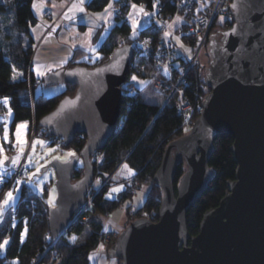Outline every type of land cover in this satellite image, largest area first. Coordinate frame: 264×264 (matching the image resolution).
<instances>
[{
  "label": "water",
  "instance_id": "obj_1",
  "mask_svg": "<svg viewBox=\"0 0 264 264\" xmlns=\"http://www.w3.org/2000/svg\"><path fill=\"white\" fill-rule=\"evenodd\" d=\"M230 9L231 25L210 40V92L200 115L188 133L168 144L155 174L163 192L158 219L137 218L119 233L108 252L120 264H264V0H232ZM134 56L127 43L98 65L64 66L43 78L77 89L62 97L40 125L67 145L75 133L87 136L70 160L51 164L57 174L56 205L48 218L51 239L85 203L95 176L91 156L104 149L116 129L121 86ZM225 133L234 139L236 178L219 205L204 213L198 234L190 236L187 212L209 186L214 142ZM81 160L84 172L75 179ZM181 163L185 172L175 188Z\"/></svg>",
  "mask_w": 264,
  "mask_h": 264
},
{
  "label": "trees",
  "instance_id": "obj_2",
  "mask_svg": "<svg viewBox=\"0 0 264 264\" xmlns=\"http://www.w3.org/2000/svg\"><path fill=\"white\" fill-rule=\"evenodd\" d=\"M117 1L126 3L133 1L135 4L143 5L147 10H154L160 5L164 16L173 11L171 0ZM33 2L34 0H0V98H10L9 104L14 111L13 127L21 121H28L29 135L34 133L35 136L55 141L59 138L50 137L47 129L40 125V120L56 107L62 97L74 94L77 86L67 84L64 92L53 96H46L41 91L38 95H34L33 84L39 79L32 69L35 39L31 27L38 22L33 12ZM109 2L110 0H89L86 7L88 10L99 11ZM154 3L155 7H153ZM231 23L232 16L225 23L216 21L214 27L222 30ZM151 28L152 25H148L141 30V33H147ZM131 32L132 27L127 21L117 22L99 47L101 58L90 63L89 60L82 59L85 51L76 48L66 66L73 67L77 64L95 66L106 61L117 47L132 43L135 37ZM101 33L99 29L94 35V42L100 39ZM177 59H184V56L177 55ZM14 68L23 72V78L12 79ZM157 70L155 59H147L135 53L127 82L129 83L131 75L145 78L154 75ZM202 71V67L194 65L190 73L192 82L189 91L197 104H202L203 98L210 92L206 84V76ZM30 92H33L32 98ZM4 109L5 106L0 102V112H4ZM194 114L196 119L199 113ZM1 130L2 125H0V133ZM185 134L184 115L179 113L175 99L164 89L155 88L153 84L141 85L135 94L122 95L121 115L116 129L101 151L103 157L100 163L97 164L95 158L91 159V162L95 173L100 175L113 172L125 162L133 169L132 180L138 188L140 185L150 184L145 203L135 213L127 208L129 223L140 217H148L154 221L158 219L163 192L154 177L168 144ZM86 140V134L75 133L73 141L68 145L62 143V146L73 148L78 153ZM233 142L232 135L227 133L219 135L214 142V152L210 159L212 179L204 194L187 212L190 236L198 234L204 213L219 205L227 192L228 182L236 178L238 165L231 149ZM83 172L84 166H78L75 179L80 178ZM184 172L185 165L178 164L173 179L175 188ZM112 183L111 179L108 180L105 187L94 194L90 215L72 226L69 236H62L58 240L50 237L48 218L52 205L49 200L36 194L26 197L24 186L15 210L19 223L17 226H12V216L9 214L0 224V243L6 237L9 238L5 254L0 250V264H14V262L44 264L49 262L50 256L52 258V253L55 254L52 264H92L90 262L92 251L105 242L107 237L104 218L134 195L131 183H127L124 192L116 198H110L107 193ZM32 199L35 202H32ZM24 219H27V235L21 242ZM73 236L76 237L75 242L71 239ZM112 244V242L108 244V250Z\"/></svg>",
  "mask_w": 264,
  "mask_h": 264
},
{
  "label": "rangeland",
  "instance_id": "obj_3",
  "mask_svg": "<svg viewBox=\"0 0 264 264\" xmlns=\"http://www.w3.org/2000/svg\"><path fill=\"white\" fill-rule=\"evenodd\" d=\"M210 1L213 7H215L216 4L219 2V0H210ZM109 3L112 4V8L108 9V11L111 13L110 16L108 15V13L104 11L107 6L102 10L94 11V10H88L85 4L83 5L85 9L84 12H80L78 10V7L73 8L74 4L78 6L81 5L80 0H34L32 8L35 16L38 18V22L31 27V32L35 39L34 54L32 58V69L35 73L36 78L39 79V81L33 84V89L35 90L34 95L35 94L38 95L41 91L46 96H53L60 94L66 90L67 84L64 83L47 84L44 82L43 78L47 76L49 73L53 72L55 69L66 66L68 60H70L73 57L76 48L84 47L87 44H88L87 46L91 45L94 35L98 32L99 29H101V32H104V29L105 31H109L112 28V26H114L117 22L122 23L124 21H127L132 27L131 35L134 36L136 40L140 36L151 33L150 30L149 32L142 34L141 30L144 27L148 25H152V27H154V24H157V21L153 14L154 11L147 10L143 5L142 6L144 8V11L147 12L148 15H144V13L139 10V7L141 6L139 4H135L137 5V8L134 9L132 7L133 4H131L130 2L129 3L123 1L116 2V0H110ZM119 6L121 7V11H120L121 13L116 15L115 8ZM46 13L48 14L46 15ZM97 14L100 15L98 16ZM222 17L224 18L223 20L221 19ZM168 21L170 22V19ZM225 21H226L225 16L219 15L218 22L225 23ZM99 22L100 24L103 23L104 27L99 28L97 32L95 30L93 31L92 30L93 26L94 28L99 27L98 26ZM134 22H135V28L133 27ZM81 23H88L89 24L88 26L91 28H89L87 32L81 31L80 30ZM183 23L184 21L181 17H179V19H177L176 17L175 21L171 25V28L168 29L169 35H167V38L171 41L173 47L176 50L177 55L187 56L189 58L191 56H194L197 59L198 63L201 62L202 70H203L202 72H204L209 64V59H210L208 40L209 37H211L212 32L216 31L218 27L213 26L207 39L204 40L203 43L200 40L197 43L196 40H193L192 38L187 37L186 35H184V33H182L181 24ZM101 37L97 41L99 43V46H101V44L103 43ZM177 37L179 38V43L177 42L176 39ZM97 42L94 43L97 44ZM97 60L98 59L94 60V62ZM14 76H15L14 80L21 79L23 78V72L14 68L12 79ZM133 76L137 77L135 74L131 75L130 77L132 78ZM149 77H156L157 80L164 78V76L161 75L159 70H157V72L154 75H151ZM146 78L147 77L145 78L137 77V80L135 81L140 84V82ZM153 86L157 88L156 83L153 84ZM31 93L33 92H30V94ZM34 95L31 94L30 97L32 98ZM192 100H193L192 110L196 113H199L200 115L201 111L200 112L199 110L195 111L197 105L195 98L192 97ZM9 106H5L4 112L2 113L0 112V125H2V130L0 133V145H2L4 150L3 153H0V159H3L4 157H7V161L10 159V157H12V159L14 158L18 159V157L21 154L20 153L21 148H23V151L29 150L30 152H29L28 162L32 167V174H35V175L32 174L30 175L31 179L29 178L30 176H27L23 180H19V183H17L18 181L7 183L6 189L0 190V224L3 222L5 216L11 214L12 216L11 225L17 226V224L19 223V219L15 216V210L17 208L18 201L19 198L21 197L24 186L26 187L25 195L36 194L38 196L45 197L47 200L51 199L52 200L51 205L52 206L53 204L56 205L57 174L55 168L52 167L51 164L55 160L68 161L73 157L72 155H69V153H75L76 155L77 152L73 148H64L62 146V143H64V141L60 137L50 136V137L59 138L58 140H61V143H58V140L52 141V139L49 138L35 136L34 133L29 135L28 121H21L17 123V124L24 122L27 123L26 136L22 137V139L26 140V143L24 144L17 143L16 137L14 135L16 131V126L13 127L14 111L11 108L12 115L9 116L8 114ZM192 120L193 122H195L196 120L195 114ZM5 125H7L9 129V134H8L9 142H5L3 139V131ZM192 125L193 124H190L185 127L186 133L190 131ZM35 141H42L43 143H36L35 146L33 147V142ZM50 149H52L53 151H50ZM93 158H95V160L98 161L97 164H99L102 159V157L94 156V153L91 156V159ZM125 164L128 166L129 169H132L131 167H129L127 163L123 162L113 172L106 175H102L101 182L99 179H97L96 181L98 187V189L95 190L96 192L101 188L105 187L108 180L110 179L113 183L109 188L111 187L115 188L117 186L118 191L114 192V194L111 193L113 196L112 195L111 197L109 196L110 198H116L118 195H120V193L124 192L126 190L127 183L128 184L131 183L130 185H132L131 187H133L134 195L130 200L128 199L124 201L118 208H116L114 211L106 215V217L104 218V227L109 222L110 217H118L123 224L119 225L120 228H118L116 231L112 230L106 232L107 237L105 242L100 244L95 250L92 251L91 254H93L96 251H102L101 253L104 252L107 253L109 251L108 244L111 242L114 243L116 240L115 238L129 223V215L127 213V208L131 209L135 213L136 210L139 209L145 203L147 193L150 189V184L146 183L140 185V187L138 188L137 187L138 185L136 184L137 185L136 186L132 180L134 174L133 169H132L133 174L130 175L128 173V170L123 167ZM82 165L83 162L81 160L79 162V166ZM7 168L8 165L6 163L4 165H0V180L2 178L1 176L5 175V171L7 170ZM37 169H39V171H37ZM10 191L13 193V199L10 201L8 205H4L3 201L7 198V193ZM88 214L90 215V213ZM22 234H23V239H25L27 235V219H24ZM5 239L9 241L8 237H6ZM7 245L5 249L1 250L4 254L6 252ZM54 257L55 254L52 253V258L50 256L49 258L50 260L47 263L52 264L54 262L53 259Z\"/></svg>",
  "mask_w": 264,
  "mask_h": 264
},
{
  "label": "built area",
  "instance_id": "obj_4",
  "mask_svg": "<svg viewBox=\"0 0 264 264\" xmlns=\"http://www.w3.org/2000/svg\"><path fill=\"white\" fill-rule=\"evenodd\" d=\"M171 2L173 4V11L167 14V16H164L162 13L163 8L160 5L156 6L153 14L157 24H154V27L151 28V33L140 36L131 43L134 51L140 56L147 59H155L158 70L160 73H163L161 75L164 78L157 80L156 77H147L143 80L146 83L139 84L130 77V80H128L129 83L126 81L121 86V89L122 95H133L141 85L145 86L156 83L157 88L164 89L169 93L170 97L175 99L179 113L184 115V124L186 127L194 123L192 119L195 112L192 110L193 100L189 87L192 82L190 75L191 69L194 65H197L198 61L194 56L190 58L184 56V59H177L176 50L165 33H168V29H170L169 25L173 24L176 17H181L184 21L181 24L182 33L196 40L197 43L199 40L203 43L209 36L214 23L218 21L219 15L225 16L226 20L230 18L232 0H219L215 7L211 5L210 0H171ZM130 3L135 4L133 1ZM115 11L116 15L120 14L121 7H116ZM169 19L170 22L168 21ZM202 108V104L198 103L195 110H199L200 112ZM58 143H61V140H58ZM100 151L94 152V156L103 157ZM29 152V150H24L20 154L17 165L14 166L12 163L8 165L5 175L1 176L0 190L6 189L7 183L23 180L32 174V167L28 162ZM95 177L87 191L84 205L74 213L67 227L56 237L57 240L62 236H69L70 228L77 225L80 221L85 220L88 213H90L89 211L93 205V196L96 192L95 190L98 189L96 181L97 179L100 182L102 181V175L99 173H95ZM32 202H35V200L32 199Z\"/></svg>",
  "mask_w": 264,
  "mask_h": 264
},
{
  "label": "snow or ice",
  "instance_id": "obj_5",
  "mask_svg": "<svg viewBox=\"0 0 264 264\" xmlns=\"http://www.w3.org/2000/svg\"><path fill=\"white\" fill-rule=\"evenodd\" d=\"M80 4L83 5L84 4V0H80ZM155 6L156 5L154 3L153 7H155ZM77 7H78V10L80 12H84V10H85L84 7L78 6V5H75V4L73 5V8H77ZM132 7L135 9V8H137V5L133 4ZM233 7H235V5H233ZM110 8H112V4L111 3H109L107 5V7L105 8V10H104L106 13H108L109 16L111 15V13L108 11V9H110ZM139 10L141 12H143L144 15H148V13L144 11V8H143L142 5L139 7ZM97 15L99 16L100 14H97ZM177 19H179V17H177ZM221 19L223 20L224 18L222 17ZM133 27L135 28V22L133 24ZM169 28H171V25H169ZM165 35L167 36V35H169V33H165ZM176 39H177V42L179 43V38L177 37ZM145 43H147V42H145ZM13 79H15V76L13 77ZM132 79L135 81V80H137V77L133 76ZM140 83H146V82L141 81ZM9 100H10V98H8V97L0 98V102H2L4 106H9ZM8 114H9V116L12 115V110H11L10 106L8 107ZM26 128H27V123L26 122L16 125V131H15L14 135L16 137L17 143H19V144L26 143V140L22 139V137L26 136ZM8 134H9V129H8V126L5 125L4 131H3V139H4L5 142H9L8 141ZM36 143H43V142L42 141H35V142H33V147L35 146ZM3 151H4L3 147H2V145H0V153H3ZM50 151H53V150L50 149ZM20 153L21 154L23 153V148L20 149ZM69 155L74 156L75 153H69ZM6 161H7V157H4L3 159H0V165H4L6 163ZM11 163L15 166V165H17L19 163V160L14 158V159L11 160ZM123 167L128 170V173L130 175L133 174L132 169H129L126 164ZM37 171H39V169H37ZM32 175H35V174H32ZM29 178L31 179V176ZM17 183H19V181ZM113 191H116V190L113 189ZM12 199H13V193L10 191V192L7 193V198L3 201V204L4 205H8ZM49 203L50 204L52 203L51 199L49 200ZM53 206H55V205L53 204ZM71 239H72L73 242H75L76 237L73 236V237H71ZM21 242H23V237H21ZM8 243H9V241L7 239H5L2 243H0V250L5 249V247H6V245ZM14 264H18V262H14Z\"/></svg>",
  "mask_w": 264,
  "mask_h": 264
},
{
  "label": "crops",
  "instance_id": "obj_6",
  "mask_svg": "<svg viewBox=\"0 0 264 264\" xmlns=\"http://www.w3.org/2000/svg\"><path fill=\"white\" fill-rule=\"evenodd\" d=\"M88 1L89 0L84 1L85 3L83 5H85ZM83 5H80V6L83 7ZM88 25H89L88 23H81L80 30L81 31H84V32H87L88 29L91 28ZM98 26L99 27H97V28H94V26H93L92 30L93 31L95 30L97 32V30L99 28L104 27L103 26V23L100 24V22H99ZM110 30L109 31H105V29H104V32H102V37H101V40L102 41L104 40V38L106 37V35L110 32ZM87 45L84 46V47H81V49H83L85 51V54H84V56H82V59L89 60V62L92 63V62H94V60L99 59L101 57V54L99 52V47L100 46H99V43L98 42H97V44H95L93 42V40H92L91 45H89V46H87ZM10 158H12V157H10ZM113 189H115L116 191H118L117 186L115 188L114 187H111V188H109V191L110 192L108 191L109 194L107 193L108 196L111 197V195H112L111 193L114 194V192H116V191H113ZM122 224L123 223L119 220L118 217H110L109 222L105 225V229L108 232L109 231H112V230H115L116 231L118 228H120L119 225H122ZM101 252L102 251H96L93 254H91L90 262L92 264H120L119 263V260L116 257L110 256L109 252H107V253H105V252L104 253H101Z\"/></svg>",
  "mask_w": 264,
  "mask_h": 264
},
{
  "label": "flooded vegetation",
  "instance_id": "obj_7",
  "mask_svg": "<svg viewBox=\"0 0 264 264\" xmlns=\"http://www.w3.org/2000/svg\"><path fill=\"white\" fill-rule=\"evenodd\" d=\"M214 30H215V29H214ZM219 30H221V29H217L216 31H213L211 37H212L214 34H216V32L219 31ZM211 37H209L208 45L210 44ZM135 53H136V52H135ZM209 61H210V59H209ZM197 66H199V68L202 67L201 62L197 63ZM204 72H205V75H206V70H205Z\"/></svg>",
  "mask_w": 264,
  "mask_h": 264
}]
</instances>
